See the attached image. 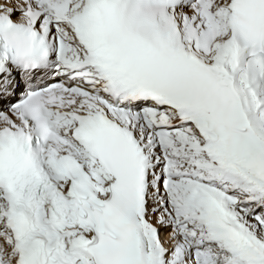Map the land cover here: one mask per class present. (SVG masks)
I'll list each match as a JSON object with an SVG mask.
<instances>
[{
	"label": "snow or ice",
	"instance_id": "6c2138e0",
	"mask_svg": "<svg viewBox=\"0 0 264 264\" xmlns=\"http://www.w3.org/2000/svg\"><path fill=\"white\" fill-rule=\"evenodd\" d=\"M0 264H264V0H0Z\"/></svg>",
	"mask_w": 264,
	"mask_h": 264
}]
</instances>
